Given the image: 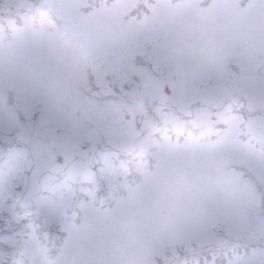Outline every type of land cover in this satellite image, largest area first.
<instances>
[{"label":"snow or ice","instance_id":"1","mask_svg":"<svg viewBox=\"0 0 264 264\" xmlns=\"http://www.w3.org/2000/svg\"><path fill=\"white\" fill-rule=\"evenodd\" d=\"M0 264H264V0H0Z\"/></svg>","mask_w":264,"mask_h":264}]
</instances>
